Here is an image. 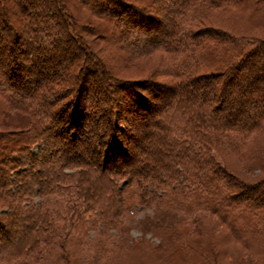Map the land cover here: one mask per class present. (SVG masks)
Listing matches in <instances>:
<instances>
[{
    "label": "trees",
    "instance_id": "obj_1",
    "mask_svg": "<svg viewBox=\"0 0 264 264\" xmlns=\"http://www.w3.org/2000/svg\"><path fill=\"white\" fill-rule=\"evenodd\" d=\"M11 1L15 6L13 17L10 19L4 10L0 12V37L6 51L0 68V99L7 102L10 109L32 117L29 134H33L35 143H43V148L38 149L37 153L28 154L27 151L9 159L17 167H28L33 161H38L41 165L51 164L53 167L50 171L39 169L37 173L42 177L37 175L28 181L20 179L17 186L19 190L13 196L8 193L10 180L7 178V171L0 166L2 201L14 198L11 200L15 208L18 206L17 199L20 200L25 195H22L23 192H27V200L31 199V193L39 198L33 211L27 212L26 219L29 222L25 226L22 243L16 247L5 242L0 244V262L15 256L27 261L34 260L37 246L45 245V241L60 244L63 241L60 237L63 231H66L64 236L75 246L84 225L93 228L98 224L103 233L129 219L128 212L135 204L141 209L162 207L186 213L208 211L219 218L236 215L247 223L251 219L262 222L260 219L264 215V203L259 199L264 195L261 192L264 184L251 188L236 183L216 163L210 149L215 145L220 149H225L226 146V150L240 155L244 142L254 132L264 131V90L259 92V98L254 96L253 93L259 91L255 84H249L242 92H238L237 97L231 94L239 105L233 106L234 111L248 116L249 121H242L238 116L226 120L217 111L227 95L225 89L229 83L241 88V82H236L235 76L243 60L247 56L253 57L255 62L264 59V41L248 43L228 31H213L212 28L201 27V21L197 23L198 18H202L209 8L234 5L246 7L252 0H160L170 5L168 23L164 22L155 7L139 6L133 0H89L97 3L89 11L111 24L110 35L121 53H127L130 57L142 56L148 52L172 54L171 77L175 81L167 84L151 79L149 81L147 78L123 79L113 74L105 63L88 61V68L85 69L86 66L81 64L77 69L89 71L90 79L85 78L81 82L77 75L75 77L68 72L61 77L63 82L54 92L48 91L52 97L50 106L54 108L46 115L48 121L43 119L45 111L38 100L48 88V83H40L38 93L31 91L36 83L32 79L39 71L36 66L24 67L23 60L32 61L34 55H41L38 46L49 41L46 38L50 33L46 29L51 16H46L45 13L35 16L26 12L23 7L28 0ZM2 2L0 0V5ZM48 2L49 10L54 11L55 15L59 9L56 10L54 5L63 11V0ZM38 15L41 17L38 18ZM113 17L128 29L136 27L138 31L143 29L142 32H146L151 27L154 33L148 34L146 41H151L153 45L140 50L131 49L133 45L125 37L122 38L121 30L117 31ZM17 21L21 24L20 30L14 24ZM205 29L213 34H206ZM23 34L34 36L30 42L27 38V44H31V47H26L27 52L24 49ZM212 40L216 44L213 45V51L210 46H205L206 42ZM52 41L48 45L55 48L57 40ZM222 46L225 63L216 65L215 69L218 70L215 73L212 70L196 73L198 65L202 63L205 66ZM198 48H205L207 57H199ZM239 57L243 59L236 62ZM255 62L252 61V64L242 70L252 80L256 78ZM73 67L74 65L70 70ZM83 85L87 99L80 106ZM136 87H140L138 90L141 94L134 91L133 88ZM74 89L78 91L75 93ZM72 92L73 98L77 99L73 101L77 108L74 118L64 111L71 106ZM169 96L171 100L168 104L157 110L161 100ZM246 103H257L255 107H250L254 110L252 114L244 109ZM153 115L156 120L147 122ZM147 132L154 143L148 144L147 141L148 150L141 151L138 156L141 139ZM3 137L5 135L0 136V139ZM26 138L30 140L29 137ZM56 154H59L61 160L48 161ZM250 192H258L255 193L258 196H247ZM23 213L24 211L21 212ZM259 226L260 229L256 231L264 233V227ZM227 228L230 230V227ZM49 230L52 232L51 236L44 240L42 234ZM236 231L234 230L235 233L242 231V235L245 227ZM248 232L251 235L255 233L250 229L246 231ZM246 233L242 236L245 237ZM240 235L235 234L234 238L241 239ZM175 236L174 245L180 242V236ZM101 242L106 244L105 240ZM97 244L95 247H98ZM80 245L85 248L89 243L86 240ZM179 246L181 243L177 249H180ZM44 249L42 247L41 252Z\"/></svg>",
    "mask_w": 264,
    "mask_h": 264
},
{
    "label": "rangeland",
    "instance_id": "obj_2",
    "mask_svg": "<svg viewBox=\"0 0 264 264\" xmlns=\"http://www.w3.org/2000/svg\"><path fill=\"white\" fill-rule=\"evenodd\" d=\"M28 1L29 2L23 7L26 12L33 15L35 14V16L44 13L46 16H48V14L51 16V21L48 22V29H46L49 31L50 35L45 38L49 39L48 42L54 39L57 40L55 48L49 47L50 45H48L49 43L47 41L39 45V53H41V55L36 57L32 53V55L36 57V60L34 57L32 61L23 60L24 67L28 66L29 68H34V66H36L39 71L36 77L32 79L36 80V83L33 84V89L31 91L38 93L40 90V83H48L46 84L48 88L44 91L41 98L39 97L38 99L39 102L43 104V110L45 111V117H43L44 121H48L46 115L47 113H51L54 109L50 106L52 104V97H50L51 95L48 94V91H50V93H52V91L54 92L63 82L61 77L67 75L68 72L69 74H74L75 77L77 75L81 82H84L85 78L90 79L88 69V72L77 69L81 64L86 66L85 69L88 68V61L97 60L99 63H105L113 74L123 79L132 78L133 80H138L147 78L149 81L153 80L167 84L175 81L173 77H171L173 69L172 54L148 52L142 56L132 57V55L130 57L127 53H121L117 49L113 37L110 35L109 29L111 24L97 18L89 11V9H93L92 7H96L97 3H91L89 0H63L62 4L64 9L62 12L59 6L54 5L56 10L59 9L58 14L55 15L54 11L49 10L50 6L48 0ZM133 1L139 6L148 5L150 7H155L159 11L164 22L168 23V10L170 6L168 3H163L160 0ZM14 8L13 1L3 0L0 5V12L2 13L4 10L5 15H8L11 19L13 17L12 12ZM39 17L41 16L38 15V18ZM113 18L117 31L121 30L120 33L123 35L122 38L125 37L128 43L133 45L131 49L140 50L153 45L151 41H146V38H148L147 35L154 33L151 27H149L146 32H142L143 29L140 32L136 27L128 29L123 23L118 22L116 17ZM198 19L197 23L201 21L199 24H201L203 28H212L213 31L225 30L237 38H243L248 43H256L259 40L264 41V0H252L246 7L234 5L229 7L221 6L209 8L207 11L205 10L203 17ZM14 24L17 29L20 30L21 24H19L18 21ZM199 24L196 26H199ZM40 30L45 31L43 28H40ZM158 30L159 29H157V31ZM205 30L206 34H213V32L207 29ZM29 34H23L22 36L26 52V47H31L30 43L27 44V38L29 42L32 41L31 39H34V36L31 34L30 37ZM208 42L205 43V46L207 48L210 46L209 48L213 51V45H216L214 40ZM2 44H4L3 39L0 37V68L6 54ZM204 49L205 48L202 50L199 48L197 49V52H200L198 54L199 57H207L205 55L206 53H204ZM20 50L17 52L20 53ZM222 50L223 46L220 49L218 48L215 55L210 57L208 62L205 63V66H203L202 63L200 64L201 67L198 65L195 72L200 74L212 70L211 72L215 73L218 70L215 68L220 63H225ZM179 56L180 55H178V57ZM195 57L197 58V56ZM242 57L237 58L236 62L241 61V59H243ZM34 60L36 62H34ZM79 60H85V62ZM187 60L188 56L186 57V61ZM243 61L240 70L237 71L235 76V81L241 82V88L235 87L233 83H229L226 87L227 89H225V94L227 95L217 109L218 113L226 120L235 116H238L242 121L245 119L248 121L250 120L248 116H243L242 113H236L234 111L233 106L236 107L238 101L232 98L233 95L237 97L238 92H242L249 84H255L258 87L259 91L253 93V95L256 97L258 96V98L260 96L259 92L262 91V89L264 90V59L255 62L253 57L248 58L247 56ZM252 61L257 64L256 78L253 80L248 78L247 74H244V71H242L246 66L252 64ZM73 65V69L70 70ZM85 89L84 85L83 89H80V106L81 103H84L87 99L84 95ZM133 89L140 93L138 90L140 87ZM77 91L78 89H74L75 93ZM74 92L70 94V98L74 97ZM231 94H233L232 97ZM217 95L219 96V93H217ZM70 98L68 100H70ZM75 100L77 99L73 98L70 103L71 106L68 108L66 107L64 110L66 115H69L71 118L75 117V112L77 110L75 103L73 104ZM170 100V96L163 98L161 100L162 102L160 101L161 104H158L159 108L157 110L163 109ZM256 104L246 103V108L244 106V109L247 110L249 114H252L254 110L250 107L251 105L255 107ZM153 120H156L154 115L150 116L147 122ZM31 122H33V119L30 115L10 109L9 104L0 99V136L5 135L3 139H0V166L7 171L6 175H8L7 178L10 180L8 184L10 191L8 193L13 196H15L19 190L17 186L20 183V179H22V181H28L37 175L42 177L43 175L37 173L39 169L49 170L53 167L51 164L41 165L38 161H33L30 166H24L25 168H23V166L17 167L15 166L16 164L11 163L9 159V157L14 155L18 156L23 153L25 154L27 151L28 154L29 152L37 153L38 149H41V147L43 148V143H35L32 138L33 134H29L32 128ZM138 130L139 129H137V131ZM26 137H29L30 140ZM151 137L149 132H147L141 139V148L137 152L138 156L141 151L148 150V148H146L147 141L148 144L149 142L154 143L151 142ZM244 143L245 145L243 149L240 150V155L234 154L231 150H226V146L225 149H220L217 148L216 145L211 146L210 153L215 157V161L221 169L223 168L222 170L225 174L233 178V181L243 185L245 184L247 187L251 188L258 187L264 184V131L254 132ZM58 155L59 154L52 156L48 161L61 160ZM28 187L29 186H26V188ZM32 188L31 191L33 192ZM261 192H264V190ZM255 193L257 194L258 192H250L247 196L254 197L253 194L255 195ZM26 194L27 192H23L22 195L24 196H21L20 200L17 199L16 204H18V206L15 207L16 209L12 206L14 203L11 199L14 198L5 201H2L0 198V244L5 242L6 244H11L10 246L16 247L22 243V237L26 230L25 226L28 224L27 222H29V220L26 219L28 215L27 212L31 213L33 211V206L39 200L33 193L29 196L31 199L27 200L25 197ZM19 196L20 194L18 197ZM257 196L255 195V198ZM259 200L260 202L262 200L264 203V195H262V199ZM22 211H24L23 214H21ZM128 214L130 215L129 219L112 229L109 228L108 230H104L105 232L103 233H101L102 229L100 225L97 224L92 228L85 223L86 225L82 227L81 235L78 237L79 242L75 246L64 236L66 231H63L60 235L63 241H61L60 244H54L52 241L47 243L45 241V245L39 243L40 245L36 248L37 251L35 252V249L32 250L35 252L36 256L34 260L27 261L15 256L5 259L0 262V264L264 263V233L256 231L260 229L259 224L264 227V215L260 219L262 220L261 223L256 219H251V221L247 223L240 217H236V215H226L225 217L219 218L208 211L186 213L164 209L162 207L141 209L139 206H136V204ZM227 226L230 227V230ZM242 226L245 227V232L242 234L243 236L249 229L252 232H256L253 235L248 232L245 237L240 235L242 231L238 233L234 232V230H240ZM51 233L50 230L44 232L42 238L45 240L47 237L51 236ZM170 234L173 235L169 236ZM235 234L240 235L242 238H234ZM175 235L180 236V249H177L179 243L173 244V238L176 237ZM86 240L89 246L83 248L80 243ZM104 240L106 244L101 242ZM190 240L192 244L189 245ZM95 244H97L98 247H95ZM42 247H45L43 252H41ZM99 247L101 249H99ZM175 253H177V255H175Z\"/></svg>",
    "mask_w": 264,
    "mask_h": 264
}]
</instances>
